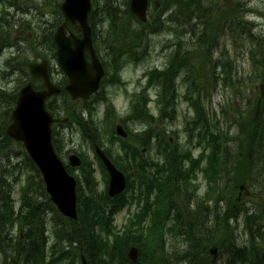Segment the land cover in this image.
<instances>
[{"label": "trees", "instance_id": "trees-1", "mask_svg": "<svg viewBox=\"0 0 264 264\" xmlns=\"http://www.w3.org/2000/svg\"><path fill=\"white\" fill-rule=\"evenodd\" d=\"M106 3L105 12L109 21V26L118 37L116 46L127 49H137L147 41L145 27H133L131 22L135 20L129 8L130 0H104ZM209 0H157L155 4V12H159L153 23L154 31H162L161 15L166 11H172V7L176 8V13L171 16V23L174 28L173 33L179 38L173 42L176 51L171 56V67L166 72L159 74L154 80L159 82V86L166 92L165 94L174 97L175 81L181 75L186 74L187 82L190 85L188 94L192 90L200 98L202 96H210L216 90L217 85L221 84L227 87L231 76L230 61L225 58L226 64L223 65L221 75L215 76L217 68L214 65L212 85L203 84L199 77L191 75V64L201 60L207 66L215 63L212 60L214 47L217 45V33L219 26V17L214 6L207 5ZM157 5L161 6L160 10ZM176 6V7H175ZM234 8V7H233ZM241 10L236 7L231 10V20L237 22L238 14ZM242 23V24H241ZM236 25L240 27L244 24L242 30H247L249 24L241 22ZM200 27L204 29L201 31ZM118 30V31H117ZM182 31V32H181ZM248 32L251 31L248 29ZM251 34V33H250ZM180 35V36H179ZM199 35V36H198ZM200 37V38H199ZM195 38L197 39L195 41ZM199 38V39H198ZM190 40L193 52L182 53V40ZM110 43V42H109ZM106 43H102L105 45ZM139 45V46H138ZM138 46V47H137ZM110 54L116 55L118 50L111 45ZM259 52V60L257 61L262 68L261 81L264 85V46H261ZM253 54V60L256 63V55ZM172 68V69H171ZM203 68L200 66L198 71ZM189 73H186V72ZM202 79V77H201ZM203 81V80H202ZM170 106L172 102L169 103ZM197 110V119L195 126L199 124L203 127L200 129L199 137L205 141L210 138L211 148V164L208 171L210 184L213 186L211 197H214L216 204L223 200V196L233 193L237 185H247L249 188L254 187L256 183L261 184L259 177L264 175V98L261 99V116L256 121L250 120L247 126L240 125V142L238 151L224 147L220 140L216 137L217 125L212 129L209 125V118L204 114L199 102L195 104ZM166 149V148H165ZM170 155L169 173L164 178L153 177L150 179L140 178L139 186L146 188L149 192L154 189L158 190L159 196L155 201L157 206V220L153 222L148 234L144 237H135L136 240L128 238H117L114 246H111L103 236L110 237L113 216L123 207L125 200L117 198L110 200L107 195L98 194L96 190L95 180L92 174L85 176V185L87 191L79 189V214L80 218L76 222H69L68 233L60 230L55 233L57 243L51 250V255L47 260L46 239L44 238V230L41 225V216L31 208L29 218L22 216L23 227L28 225L30 231L24 244H19L17 249L18 255L12 250L15 263L19 264L24 261L25 264L33 262V264H59L65 260L68 264H78L79 255H85L89 264H132L127 259V251L132 242H136L141 248V258L138 264H172L167 258H181L183 264H211V257L208 250L211 243L216 241L220 251L228 250L230 260L229 264H264V234L261 233L260 219L255 214L251 216L246 212V226L248 230L252 229V243L250 249L239 250L233 245L227 248L230 242L229 237L223 236V232L219 227L210 229L208 225L207 209L203 205H199L195 210L188 208L185 214H181V210L175 209L173 195L179 192L187 193L189 191L188 179L182 175L181 163L176 155ZM134 154V153H133ZM249 156H252L250 160ZM259 162L260 167H256ZM229 170V171H228ZM144 172H146L144 170ZM224 173L223 176L220 174ZM231 175V179L229 178ZM182 177V178H181ZM224 178V188H219L221 178ZM264 179V178H263ZM226 181V182H225ZM171 194V195H170ZM171 196V199H170ZM6 200V199H4ZM2 200L0 206V245L4 247L3 232L6 227L11 226L14 222L15 213L10 202ZM226 203H236L232 198L227 199ZM233 206V204H230ZM36 205H34V209ZM33 210V212H32ZM174 212V213H173ZM230 212H235L234 210ZM229 213V212H228ZM227 213V214H228ZM225 212L217 211V221L226 218ZM252 221V228L250 227ZM132 232V229H131ZM229 235V233H227ZM171 236L176 242L174 248L169 249L166 238ZM182 237V238H180ZM130 239V240H129ZM170 238L168 239V241ZM69 242L68 247L63 246V242ZM173 242V243H174ZM173 245V244H172ZM10 249V246L7 247ZM1 249V248H0ZM14 249V248H12ZM4 250V249H3ZM11 250V249H10ZM8 253V250L3 251ZM205 253V254H204ZM203 256H200V255Z\"/></svg>", "mask_w": 264, "mask_h": 264}, {"label": "rangeland", "instance_id": "rangeland-1", "mask_svg": "<svg viewBox=\"0 0 264 264\" xmlns=\"http://www.w3.org/2000/svg\"><path fill=\"white\" fill-rule=\"evenodd\" d=\"M64 0H51L49 2L48 0H32V4H29L28 6L32 9H35L32 11L33 16L29 17V23L26 28H21L18 31H12L7 30V32L11 33L10 38L11 41H18L22 45L21 47V53L19 54V60L24 64L28 58L31 56V53H33L36 50V45L33 42L37 41V46L40 48V51L46 50L45 42L47 40V33L51 29L53 25L57 24L56 22V14H53V11L56 12L55 7L57 5H61ZM223 0H213L214 4L222 3ZM230 1V0H228ZM240 3L248 4V7H251V12L247 16V21L252 25L251 30L253 31V35H255L258 39L262 40L264 38V0H241ZM105 3L100 1V10L105 7ZM28 6L22 5L23 10H28ZM19 6L20 11H23ZM0 8V13H1ZM14 12V11H13ZM102 12V10H101ZM2 14V13H1ZM172 14L164 15L162 17V22L164 23L165 27H170L173 25L168 20H171ZM103 16L100 15L95 20L96 24L99 22L100 19H102ZM56 22V23H55ZM132 23V22H131ZM150 23L152 24V18L150 19ZM226 25L229 26V22L226 23ZM133 27H137L135 24L132 25ZM97 35L99 40H110V45L117 47V38L112 32H108V26L106 25H96ZM150 36L152 37V44L148 49V56L145 59H142L141 62L138 64H134L130 62L128 66H126L122 72L121 77L123 82H126L125 87L118 86L119 89H115L109 86H113L110 83H107L105 85V89L109 90L110 92L114 91L116 94V100L114 101L115 109L117 111V115L124 116L126 113H128V107L130 103L129 97L136 92L139 91L141 88V83H144V75L146 72L154 69L156 66L162 67L166 61L167 52L164 49L165 44L167 41H174L175 36L172 38V34L168 33H158L156 35H152L150 33ZM39 43H41V46H39ZM190 44L189 40H183L182 41V47L187 49V46ZM252 48L251 42L249 40L248 35L245 32H242L241 29L237 30H228L222 40H220V47L218 50L214 53V60H217V62L221 63L222 59L220 57L222 51H225L229 55V60L231 61V64L233 66V79L235 83H239L242 85L239 92L241 95H237V92L232 89L234 81H229L228 86L226 89L219 87L217 90L212 94V97L210 100L205 101L201 99L204 102V106L211 114H216L218 117V120L222 122V128L223 132L230 133L231 132V122L227 121L226 118L223 117L222 109L224 107H227L229 104L236 106H242L244 109L247 105V98L254 99L255 97H258V90H256V84H249V78L253 74L252 67H251V60H250V54L249 51ZM202 66V70L198 71V68ZM2 68V67H1ZM191 75L193 77H199L201 82L203 84H209L211 85L212 80H214L212 76L211 69L209 70V66L205 64L203 61L198 60L195 61L193 64H191ZM212 68V67H211ZM2 73H6V69L2 68ZM202 77V79H201ZM121 81V78H119ZM203 80V81H202ZM183 79L180 80L179 83H181ZM258 86V84H257ZM159 90V89H158ZM126 91L128 93H126ZM160 91V90H159ZM157 92L155 89L152 88L147 92L150 96V102L148 106L150 107V110L155 115H158L159 109L158 105L156 103L157 99ZM181 93V92H180ZM182 95V94H181ZM180 95V96H181ZM128 96V97H127ZM245 104V105H244ZM242 109L241 111H243ZM104 110V106L101 107L98 111V118L101 121L102 120V112ZM178 112V120L175 123H171L170 121L166 124L167 126H162L160 123H153L149 124L151 126V129L153 130L154 134L159 136H164L165 140L169 141L170 138L166 135L165 131L166 129L169 133L172 134V140L171 142L174 145H179L185 149L188 150L190 148L187 145V138H185V135L183 131L181 130V125H183V117L184 115H189V111L187 109V105L179 101V107L177 108ZM231 115L233 114V111L230 112ZM105 127V126H104ZM148 126L146 127V129ZM102 132L104 133V128L100 127ZM141 131L146 130L143 125L139 127ZM70 130V129H69ZM179 134V142L177 139V133ZM60 133V132H59ZM236 134V131L233 129L232 134ZM106 135V134H105ZM175 138V140H174ZM115 139V138H113ZM58 140L60 142L59 144V151L61 152L63 156V160L65 162L68 161V157L76 152L83 153V155L88 158L92 159L91 152L89 151L88 145H86L82 139V135L77 131L76 128H74L73 131H67L66 134H61L58 136ZM162 141L159 138H152L151 141V148L149 150V154L152 160H157L159 157L156 155V152L153 148H156L158 146V141ZM163 142V141H162ZM103 143V142H102ZM197 144V141H195ZM105 149H110L109 143H106ZM10 152L13 154L11 155ZM193 154L195 157L199 156L200 150H194ZM22 149L15 145V144H3L2 147H0V156H1V162L0 165L2 166V170L5 171L4 174L8 175V182L11 181L13 185V199H17L19 201L20 197V191L25 190L27 192V196H29V200L33 203L31 206L33 207L34 204L38 205L39 203H47V196L44 197V194L42 192V189L44 190V187L41 186L40 183V177L35 176V172L33 174L32 170L28 168V164L25 163L24 158L22 157ZM8 158H10L8 160ZM11 165L8 166L7 164ZM13 169V170H12ZM76 176L82 180L84 178V173L81 170L80 172L77 170L75 172ZM198 184L201 186V193L200 197H203L205 193V183L202 180V174L198 173ZM231 178V175L230 177ZM19 179V180H17ZM35 181H38V184H35ZM100 177H96V182L98 183V189L102 192L104 186L103 184L99 183ZM259 185H256V188L252 189V195L257 194L259 191ZM45 192V190H44ZM264 195V190L262 191ZM46 195V194H45ZM245 199L244 202H250L248 200V197L246 195L244 196ZM261 197V196H260ZM34 201L36 203H34ZM225 205V204H224ZM16 207V215H18L17 206ZM134 208H131L127 211L122 212L119 214L116 219V231L119 232L122 225H124L130 216V213L133 212ZM57 215L54 213H51L49 216V223L47 227V233L45 234L47 237H49L50 240V246L55 244V238L53 232V226L58 223L61 224L62 221L60 219H56ZM42 220V219H41ZM67 224V222H66ZM235 229V237L238 241V244L240 246L245 245V241L247 240L246 235L244 233V227H243V221L242 219L238 220L237 225L235 223H232V226ZM44 229V228H43ZM227 256H223L219 259H217V264H226Z\"/></svg>", "mask_w": 264, "mask_h": 264}, {"label": "water", "instance_id": "water-1", "mask_svg": "<svg viewBox=\"0 0 264 264\" xmlns=\"http://www.w3.org/2000/svg\"><path fill=\"white\" fill-rule=\"evenodd\" d=\"M131 7L137 16L145 20L148 0H132ZM90 9V0H66L61 6V12L67 21L73 25L79 24L85 35L83 41H78L74 37H72L73 40L66 39L64 32L67 25H64L56 36L59 48L58 59L70 78L67 90L74 99L87 98L97 91L102 77L101 70L96 67L97 64L95 62L92 65L87 64L83 55L85 49L92 51L90 31L87 26ZM76 14H81V16ZM37 75L46 80L41 71L37 72ZM48 88L50 93L36 95L27 90L21 94L19 108L14 114V123L9 128V135L25 143L29 154L45 178L52 201L60 211L70 218H76V183L66 174L51 144V126L54 122L45 112L44 105L56 90L50 85ZM71 162L73 166L79 164L74 157L71 158ZM109 169L115 175L111 189V195L115 196L124 189L125 184L122 176L116 173L114 168L109 166Z\"/></svg>", "mask_w": 264, "mask_h": 264}, {"label": "bare ground", "instance_id": "bare-ground-1", "mask_svg": "<svg viewBox=\"0 0 264 264\" xmlns=\"http://www.w3.org/2000/svg\"><path fill=\"white\" fill-rule=\"evenodd\" d=\"M23 4H27V3H30V1L29 0H20ZM49 2H51V0H48ZM120 1V0H119ZM183 1H185L186 2V0H183ZM10 4H11V6L12 5H17V1H15V0H13V1H11L10 2ZM132 6V4L129 2V8ZM176 7V6H175ZM170 9H173L172 11H170L169 12V14H174V13H176V11H177V9L176 8H174V7H172V8H170ZM53 14H56V20L58 21V22H62V21H64L65 20V15L62 13V12H55V11H53ZM77 16H81V14H76ZM20 16L18 15V13H12V14H10V16H9V21H10V25L11 26H15L16 25V23L18 22V21H20ZM88 19V18H87ZM29 20V18H24L22 21H28ZM217 35V34H216ZM199 36V35H198ZM200 38V37H199ZM198 38V39H199ZM197 39L195 38V41H196ZM149 54H146L145 56H141V57H136V60H138V59H140V58H143V57H147ZM2 70V69H1ZM198 99H206V100H209V97L208 96H202L201 98L198 96V95H196V96H194L193 98H192V100H198ZM250 113L249 112H246V113H244L243 115L244 116H248ZM129 146H131V147H138V148H146V147H142V146H136V145H134V144H128ZM74 181L75 182H78V180H76V179H74ZM45 188H46V186H45ZM187 193H185L184 194V192H179V193H177L176 194V196H174L173 195V201H175L174 202V205H182L183 207L185 206V207H189V205L190 204H192V203H194V202H197V203H200V202H202L203 201V199L196 193V191H186ZM171 195V194H170ZM170 199H171V196H170ZM211 204H213L214 203V197L211 199V202H210ZM33 210H35L36 212H37V214H39L40 216H42V218L45 220V221H47V217H48V213H47V208H46V206L45 205H42V206H39V207H37L36 209H33ZM33 210H32V212H33ZM218 210H220V211H222V212H230V211H232L233 210V206L232 205H224V204H222V205H219L218 206ZM22 216L26 219V218H29V216H30V213L26 210V209H24V208H22L21 210H20V213H18V215H15V217H14V222H13V224H15V223H21L22 222ZM243 218V216L242 215H239L238 217H237V219L238 220H240V219H242ZM180 238H182V237H180ZM215 242L216 241H213L212 243H211V245L210 246H214V244H215ZM205 254V253H204ZM200 256H203L202 254L200 255ZM167 260H169L172 264H183L182 262H181V258H168ZM211 264H217V260L216 261H211Z\"/></svg>", "mask_w": 264, "mask_h": 264}]
</instances>
